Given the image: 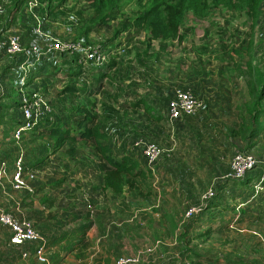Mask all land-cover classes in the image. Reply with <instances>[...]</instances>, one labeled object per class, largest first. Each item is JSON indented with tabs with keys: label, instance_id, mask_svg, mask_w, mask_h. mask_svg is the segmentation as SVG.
Instances as JSON below:
<instances>
[{
	"label": "rangeland",
	"instance_id": "1",
	"mask_svg": "<svg viewBox=\"0 0 264 264\" xmlns=\"http://www.w3.org/2000/svg\"><path fill=\"white\" fill-rule=\"evenodd\" d=\"M159 1L0 0V155L33 175L1 180L0 208L45 264H264V1L250 51L244 0H191L178 38L153 40L134 21ZM177 90L202 107L169 120ZM84 124L101 137H59ZM105 157L128 170L119 192ZM23 247L0 226V264H41Z\"/></svg>",
	"mask_w": 264,
	"mask_h": 264
},
{
	"label": "built area",
	"instance_id": "2",
	"mask_svg": "<svg viewBox=\"0 0 264 264\" xmlns=\"http://www.w3.org/2000/svg\"><path fill=\"white\" fill-rule=\"evenodd\" d=\"M7 47L9 52H16L19 50V44L17 39L11 37L8 39ZM94 54H90L89 58L93 59ZM202 107V102L195 98L191 93L183 90H177L173 93L172 97L167 102V117L169 120H177L182 116L192 115L199 111ZM26 106H24V118L25 121L22 125L16 126V130L12 134L16 138L21 133H26L31 130L37 122L35 114ZM146 153L149 155L150 160H154L157 153L156 147L149 145L146 147ZM235 163L238 167L244 163H250V159L244 156L237 155L235 157ZM7 173V165L5 162L0 161V180ZM33 179V175L30 171H26L22 166V156L17 157L12 166L11 183L15 190L26 189L28 181ZM0 226L5 228L9 233V243L15 247H21L30 245L33 247V252L28 248L23 247L20 255L23 259H29L32 257L36 262L41 264L46 263L44 257V249L40 244V238L31 225L26 222L18 220L12 213H9L0 208ZM128 260L119 259L115 264H125Z\"/></svg>",
	"mask_w": 264,
	"mask_h": 264
},
{
	"label": "trees",
	"instance_id": "3",
	"mask_svg": "<svg viewBox=\"0 0 264 264\" xmlns=\"http://www.w3.org/2000/svg\"><path fill=\"white\" fill-rule=\"evenodd\" d=\"M190 1L191 0H160L157 5H152L148 9L144 10L142 14L135 19L134 24L136 27L148 30L150 38L153 40L178 38L180 20L188 9ZM263 1L264 0H244V10H246V14L251 22L249 26L248 51L252 49L254 32ZM85 125L86 124L83 126L86 127ZM79 127L81 128V124ZM55 134L56 133L53 132V135ZM64 134V136L59 137L70 141H76L78 138L81 140L101 137L97 133H94L93 135L88 128L86 131L79 134L75 133L74 135H69L68 132ZM105 152L106 151H102V153L106 156ZM105 160L108 162L111 169L104 173L103 184L106 188L119 192L122 187V175L126 174L128 170L124 166L123 162L114 161L111 157H105ZM210 231L211 230H208L207 233L202 234V236H204V238H208L210 236ZM188 256L196 260L198 264H205L197 254H191Z\"/></svg>",
	"mask_w": 264,
	"mask_h": 264
},
{
	"label": "crops",
	"instance_id": "4",
	"mask_svg": "<svg viewBox=\"0 0 264 264\" xmlns=\"http://www.w3.org/2000/svg\"><path fill=\"white\" fill-rule=\"evenodd\" d=\"M2 151H3V149H2L1 146H0V154H1ZM1 156H2V155H0V161L5 162L6 165H7V173H6L5 176L1 179V180H3V179H5V178H7L8 175L11 173V169H12V168H10V167H12L13 164H11L10 159H8V158L3 159V158H1ZM16 158H17V156L15 157V159H16ZM14 161H15V160H14ZM10 164H11V166L9 167ZM1 180H0V181H1Z\"/></svg>",
	"mask_w": 264,
	"mask_h": 264
}]
</instances>
